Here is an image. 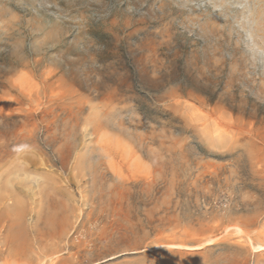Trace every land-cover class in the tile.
<instances>
[{
  "label": "rangeland",
  "instance_id": "1",
  "mask_svg": "<svg viewBox=\"0 0 264 264\" xmlns=\"http://www.w3.org/2000/svg\"><path fill=\"white\" fill-rule=\"evenodd\" d=\"M248 238L264 0H0V264H264Z\"/></svg>",
  "mask_w": 264,
  "mask_h": 264
},
{
  "label": "bare ground",
  "instance_id": "2",
  "mask_svg": "<svg viewBox=\"0 0 264 264\" xmlns=\"http://www.w3.org/2000/svg\"><path fill=\"white\" fill-rule=\"evenodd\" d=\"M235 230H236V233H242V230L240 228H236ZM249 240H250L249 242H250V246L252 248V251H254V252L264 251V244H259V243L258 244H254V243L251 242V239H249ZM212 242H213V240H209L205 244H210ZM171 247L176 248V247H180V246H171ZM201 247L202 246H197V247H183V248L191 249V250H194V249H198L199 250Z\"/></svg>",
  "mask_w": 264,
  "mask_h": 264
}]
</instances>
